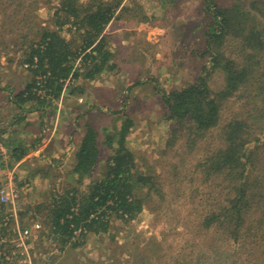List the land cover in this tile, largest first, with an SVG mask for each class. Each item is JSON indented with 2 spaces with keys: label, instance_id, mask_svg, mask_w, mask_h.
Here are the masks:
<instances>
[{
  "label": "rangeland",
  "instance_id": "rangeland-1",
  "mask_svg": "<svg viewBox=\"0 0 264 264\" xmlns=\"http://www.w3.org/2000/svg\"><path fill=\"white\" fill-rule=\"evenodd\" d=\"M109 1L121 4L116 18L103 31L111 53L103 70L93 78L85 77L88 64L83 65V59L94 45L87 48L74 60L82 74L65 79L58 97L38 89L41 98L45 96L44 104H38L43 107L26 114L5 98L31 83L34 76L24 60L32 41L55 27V11L62 7V0H0V100L7 101H0V125L6 132L11 126L16 139L24 130L16 128L19 124L14 126V116L25 111L27 117H40L44 122L38 132L44 136L42 153L54 150L50 152L54 157L43 163L31 156L13 167L9 158L0 159L3 193L14 197V204H5L1 214L18 212L3 232L6 246L0 245V264H264L262 211L244 212L246 219L237 236L219 225L205 226V217L211 213L221 214L226 223H237L232 217L228 221L225 214L229 191L236 183L205 163L223 146L221 127L233 119L244 120L241 133L247 137L246 147L258 152L252 163H264V49L249 59L253 46L248 49L242 37L228 35L218 46L226 59L213 69L206 40L215 18L203 0ZM217 1L229 6L236 0ZM237 5L248 13L241 23L261 33L255 44L264 45V0H242ZM70 25L62 29L63 35L78 50L83 38ZM98 52L93 50V54L100 55ZM231 58L241 62L238 66L243 69L257 61L246 84H235L237 77L229 72L234 69ZM201 74L216 93L235 86L222 105L219 122L203 130L191 119H169L164 98L165 93L187 87ZM76 84L83 87L82 93H72ZM129 117L134 124L125 142L135 152L138 166L153 177L151 185L154 183L138 192L144 208L129 221L114 219L106 233L89 234L84 245L63 249L51 233L46 210L39 211L38 205L44 208L55 191L65 188L75 187L79 194H87L90 178H81L72 170L86 128L98 131L100 154L95 175L102 177L119 144L116 137L112 145L108 139ZM5 135L13 140L9 133ZM2 149L7 155L6 138H0ZM255 171L264 175L260 169ZM263 204L264 199L255 208L262 210Z\"/></svg>",
  "mask_w": 264,
  "mask_h": 264
},
{
  "label": "trees",
  "instance_id": "trees-1",
  "mask_svg": "<svg viewBox=\"0 0 264 264\" xmlns=\"http://www.w3.org/2000/svg\"><path fill=\"white\" fill-rule=\"evenodd\" d=\"M203 1L206 7L214 12L215 18L213 24L209 25L206 40V51L212 56L214 62L213 69L221 66L222 60L226 59L225 51L219 50L218 46L228 35L235 39L242 37L244 41H247V45L249 44L248 49L253 46L248 53L249 59H252L254 55L257 56L261 47L264 49L262 42L255 44V40H259L261 35L260 31L256 27L248 28L241 23L243 17L248 15L240 5H237L242 3V0H236L229 6L220 5L217 0ZM120 4V1L110 2L109 0H62V7L55 11L57 17L55 27L45 30L39 40L32 41L30 45V52L24 62L28 63L31 74L36 77L18 93L19 106L31 99H45V96L41 98V93H38L40 88L45 90L44 95L59 96L65 79L70 75L75 79L82 74L79 68L74 67L75 58L93 45L91 51L85 52L83 65L88 64V67L84 75L93 78L96 73L103 70L111 55L109 40L103 31L105 26L114 17L116 18L115 14ZM69 24L76 27L75 32H79L83 38L78 50L74 48V42L63 35L62 29ZM93 50L99 51L100 55L93 54ZM229 62L234 64L233 70H227L237 77L235 79L238 82L235 84L242 85L243 82L246 84L251 80L253 75L250 73L253 69L251 66L257 61L250 63L251 65H245L244 69L238 66L242 63L236 58H231ZM207 71L208 69L204 68V72ZM247 74L249 76H246ZM80 86L76 84L72 93L76 91L82 93L83 87ZM230 89H235V86L233 88L228 86L227 89L217 93L212 91L207 85L206 77L201 74L187 87L165 93L167 117L177 121L191 119L197 129H209L219 122L222 105L228 99ZM244 123V120L240 119L225 123L221 127L223 146L217 148L205 161L206 166L212 164L209 169L217 172L222 170L218 173L236 183L235 189L233 186V189L229 191L230 205L226 208L225 214L228 221L230 217L237 220L235 224L226 223L224 218L221 219V214L211 213L210 217H205V226L210 229L219 225L222 229L231 230L232 236H237V231H240L246 219V217L243 219L244 212L253 209L252 212L264 213V204L262 210L255 208L259 201L264 199V175L258 174L255 170L264 171V163L258 166L253 165L252 161L258 152L246 147L247 137L241 133ZM133 124L132 118H126L120 129L115 128V132L109 137V144H113L115 137L119 144L109 157L102 177L95 175L100 154L98 131L88 126L75 151V164L72 169L73 173H78L81 178H90L88 193L79 194L75 187L65 188L63 191H55L50 203L44 208L38 205L39 211L46 210L51 233L60 241L63 249L68 245L72 248L82 246L89 234L99 235L108 232L114 219L121 217L129 221L143 210L144 199L138 192L143 189L142 187L151 185L153 177L138 166L135 152L125 142V135ZM258 141L260 142L261 139ZM38 142L37 140L36 144ZM26 151L23 146H16L8 152L7 157H0V159L4 161L9 158L8 161L10 159L18 161ZM1 186L0 182V188ZM3 207L5 204L0 202V226H2L0 227V245H4L5 227L7 228L9 221L13 222L18 217L14 215L13 218L12 213L11 215L1 214ZM3 258H5L4 253ZM5 260L11 261L10 258Z\"/></svg>",
  "mask_w": 264,
  "mask_h": 264
},
{
  "label": "crops",
  "instance_id": "crops-1",
  "mask_svg": "<svg viewBox=\"0 0 264 264\" xmlns=\"http://www.w3.org/2000/svg\"><path fill=\"white\" fill-rule=\"evenodd\" d=\"M32 76H33V74H32ZM35 77L36 76H34L33 79H35ZM32 80H31V82H32ZM23 90L24 89H21L20 91L14 93V96L13 95H12V97L8 96L5 99H9L12 103H14L16 105V109H18V110L19 109H21V110L25 109L27 111L26 114L27 113L29 114V113L33 112L34 109L36 110L37 108L43 107V105H38V104H40V103L44 104L43 103V102H45L44 99L43 100L31 99V100L23 102L22 106H19L18 101L20 100V98H18L17 95H18V93H20ZM5 99L0 100V101L3 104H5V103H7V101ZM7 106H9V105L7 104ZM10 111H11V109H7L8 113H10ZM21 112H22L21 115H16L13 118L14 119V121H13L14 122V126L16 124H19L20 126L16 127V128H18L19 131H20V129L24 130L23 132H20L19 134L15 133V134H17V136L15 137L16 139H14L12 137L13 136V132H12V135H11V131H12L11 126H9V129L6 132V129L3 128L2 124L0 125V130H1L0 138H6L9 151L12 150L16 146H23V149L27 150L26 153L24 154V156L20 160L15 161L13 159H10V163L11 164H9V166H13L14 165L13 167H16V166L18 167V165H20L22 162L28 160L29 158H31V156H36V157H38L39 160L41 159L39 163H43V160H45V161L50 160L51 157H54V155L50 154V152L52 153L54 150L52 148H50L48 153L43 154L42 153L43 149H42V147H40L41 144H43V142H44V136H42V135L40 136V134H38V132H39V130H41L40 129V125H43L44 122L40 119V117L36 118L35 116H29V115L27 117V115L25 114V111L24 112L21 111ZM5 133H9L13 140L9 139V137H7L5 135ZM37 140L39 142L36 144ZM54 142H55V144L57 143L56 140H54ZM55 144H53V145H55ZM33 174H35V171L33 172ZM12 215L13 216L14 215H18V212L16 214L14 212V214L12 213ZM5 246H6V241H5L4 245H3V247H5Z\"/></svg>",
  "mask_w": 264,
  "mask_h": 264
},
{
  "label": "built area",
  "instance_id": "built-area-1",
  "mask_svg": "<svg viewBox=\"0 0 264 264\" xmlns=\"http://www.w3.org/2000/svg\"><path fill=\"white\" fill-rule=\"evenodd\" d=\"M4 156H6V153L2 149V150H0V157L4 158ZM3 191H4V187H1L0 188V202L3 203V204H8L9 203V204L13 205L14 204V197L13 196L12 197L9 196L8 194L5 195V193H3ZM15 214H16V212H15ZM6 219H8V217H6ZM7 257H10V256H7Z\"/></svg>",
  "mask_w": 264,
  "mask_h": 264
}]
</instances>
